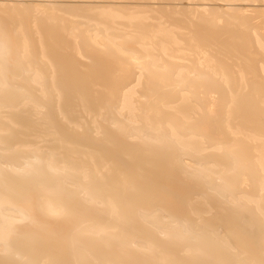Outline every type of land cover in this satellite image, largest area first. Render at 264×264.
Segmentation results:
<instances>
[{
	"label": "bare ground",
	"instance_id": "bare-ground-1",
	"mask_svg": "<svg viewBox=\"0 0 264 264\" xmlns=\"http://www.w3.org/2000/svg\"><path fill=\"white\" fill-rule=\"evenodd\" d=\"M147 1L0 0V264H264V9Z\"/></svg>",
	"mask_w": 264,
	"mask_h": 264
},
{
	"label": "rangeland",
	"instance_id": "rangeland-1",
	"mask_svg": "<svg viewBox=\"0 0 264 264\" xmlns=\"http://www.w3.org/2000/svg\"><path fill=\"white\" fill-rule=\"evenodd\" d=\"M138 1L139 0H132V2L127 4V6H129L130 8H135V7H139V6H145V4L138 3ZM225 1H227L229 3V8L232 10V12L249 13V12L261 11L262 9H264V7H263L264 1L263 0H225ZM225 1L224 0H219V4L216 5L215 7H211V9H216V8L226 9L225 7L227 5H220V3L225 2ZM147 2H151L152 3L151 5L155 6L156 3L160 2V0H148ZM154 2H156V3L154 4ZM185 3L188 4V2L186 0H181V1L178 2V4L180 6L184 5L182 7L187 6V4H185ZM82 27H84L85 29H88L89 32L92 30L91 26L82 25ZM7 29L9 31H11L12 30V25L11 24L7 25ZM257 35L260 37L259 33H257ZM50 114H51V111H50ZM215 128H216V119L214 117H212L211 118L210 129H211V132H213L214 134L216 133ZM104 148L107 149L108 146L104 147Z\"/></svg>",
	"mask_w": 264,
	"mask_h": 264
}]
</instances>
